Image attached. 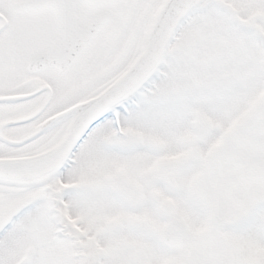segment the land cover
I'll list each match as a JSON object with an SVG mask.
<instances>
[{"label": "snow or ice", "instance_id": "6c2138e0", "mask_svg": "<svg viewBox=\"0 0 264 264\" xmlns=\"http://www.w3.org/2000/svg\"><path fill=\"white\" fill-rule=\"evenodd\" d=\"M0 264H264V0H0Z\"/></svg>", "mask_w": 264, "mask_h": 264}]
</instances>
